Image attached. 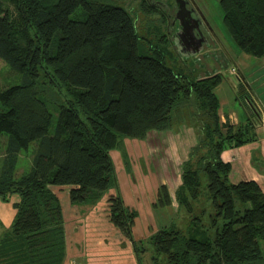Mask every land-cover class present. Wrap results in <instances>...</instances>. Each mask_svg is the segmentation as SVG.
Here are the masks:
<instances>
[{
  "label": "trees",
  "instance_id": "trees-1",
  "mask_svg": "<svg viewBox=\"0 0 264 264\" xmlns=\"http://www.w3.org/2000/svg\"><path fill=\"white\" fill-rule=\"evenodd\" d=\"M220 5L237 48L264 57V0ZM78 8L85 18H72ZM0 58L23 74L0 88L6 137L0 198L19 196L15 218L0 236V264H63L65 218L52 185L72 186V204H96L108 195L110 221L132 242L139 264L148 246L149 264H264V190L255 180L232 182L231 165L221 158L226 146L253 138L247 128L255 121L248 117L246 129L236 131L221 124L215 92L221 72L192 78L169 66L163 52L142 54L129 11L98 0H0ZM192 97L205 116L196 147L208 153L195 167L191 159L183 163L176 197L194 233L172 222L136 240L138 211L125 203L112 150L122 138L169 129L174 111ZM31 145V165L18 175L21 152ZM171 206L162 183L153 207Z\"/></svg>",
  "mask_w": 264,
  "mask_h": 264
},
{
  "label": "rangeland",
  "instance_id": "rangeland-1",
  "mask_svg": "<svg viewBox=\"0 0 264 264\" xmlns=\"http://www.w3.org/2000/svg\"><path fill=\"white\" fill-rule=\"evenodd\" d=\"M98 1L120 6L129 11L137 27V32L140 37V52L142 54L155 55L159 52H163L165 54L166 63L169 66L176 68L178 71L187 74L192 78L202 77L213 72H221L226 75L228 67L232 64L231 60H234L240 67L249 86L248 87L246 83L244 85L241 82L237 83L235 75L226 76L227 78L224 79L225 81L223 82V85L227 87L229 95L230 91L232 96L234 95L233 102L235 101V96H239L238 101L236 100V108H240V103L243 99L245 100L246 96L251 97V99H256L261 94H264V58L262 59V57H256L237 48L232 36L224 24V13L220 5V0H193L194 4L199 8L203 15L204 26L206 31L208 30L210 32V36L209 38L206 37L207 41L204 43L202 49L199 52L195 51L192 55H185L188 50L182 51L179 47L180 45H174L172 42L173 32L172 30H169L167 20L171 15L173 16L175 14V0ZM159 2L163 4H159ZM148 3H150L152 6L151 8H154L155 10H150ZM165 3L167 5H165ZM8 4L11 8H13V4L9 1ZM163 6L165 7L163 8ZM71 16L73 19H83L86 17L82 8H78ZM233 71L235 73L234 69ZM22 78L23 74L21 72L11 68L2 58H0V88H5L12 84L19 83L22 81ZM260 79L261 84L259 85ZM222 92L223 87L217 90L218 95L223 99L225 95ZM225 108L227 110L228 107ZM50 109L52 110L54 116L58 115V108L56 105H50ZM239 113L242 114L241 112ZM203 117L205 116H203L202 110L198 108L195 97H192L188 100V102L183 103L174 111L172 125L169 129L164 131H151L148 137L142 141L138 138H122L118 148L112 151L119 181L124 190L122 191L123 194L125 193V196H128V198L130 197V200L128 199L129 203L131 199L134 200L132 192H136L137 189L132 188L131 185L128 184L127 178L125 177V169H121V166L123 168L124 165L128 169L131 166L133 168L135 167L138 175L143 169L149 172V184L144 176L146 174H142L144 176L142 182L144 181L145 186H148V192L145 194V197L137 198V200L141 203V207L140 204H138V209H141L142 211H144V209L149 210V214L145 212L144 215L139 218L138 229L136 232V236H141L140 238L144 241H146L148 237L160 227L165 224L168 225L172 222H174L176 226L182 229L186 234L194 233L195 226L190 220L191 215L187 213L185 208L179 206L176 191L170 190L169 187V193L172 198L171 208L155 209L152 207L155 214L151 211V206L153 204L152 200L157 198L158 192V190L155 191L156 195H154L155 187L152 186L158 185L164 181L167 174L172 175V173L175 172V177L176 175H180L181 177L182 165L185 161L191 159L192 164L195 167L198 158L201 155L208 153L206 147H196L198 142L204 139V136H199L202 133L200 127L202 125L201 119H203ZM165 132L169 133V135ZM178 133L179 135H176ZM181 137V140H185L184 143L188 146L187 148L182 146L180 142L181 140L179 139ZM5 140L6 137L0 135V161L5 150ZM138 143L142 144L145 148H141V145ZM126 144L128 148L130 147V144H132L134 149L138 148L140 150L138 152H140L141 156L140 154H136L132 158L130 156L128 157L127 152H125ZM166 144L168 147L171 145L169 150L165 147ZM33 149L34 145H31L30 150H22L17 168L18 175L30 167L33 157ZM191 153H193V156ZM130 174V176H132L131 178L136 180V176L132 172ZM170 181L173 185L176 184V180L174 178ZM71 188L72 186H66L61 189L53 187L52 190L54 192H59L60 195L63 196V193H67L70 198ZM112 192H115V189H112ZM140 192L141 186L139 192L136 193L140 194ZM107 198L108 195H106L102 200H104V206L107 207L106 211L109 217L110 210ZM62 202L64 203L63 199ZM201 207L202 205L200 204L196 205V211H199ZM108 219L110 220V218ZM137 219L138 218H136L135 221ZM140 231L143 232V235ZM213 233L214 230L210 229L207 231L208 235ZM140 238L137 240H141ZM151 253L152 248L150 246H148L144 253H141L144 264H149Z\"/></svg>",
  "mask_w": 264,
  "mask_h": 264
},
{
  "label": "crops",
  "instance_id": "crops-1",
  "mask_svg": "<svg viewBox=\"0 0 264 264\" xmlns=\"http://www.w3.org/2000/svg\"><path fill=\"white\" fill-rule=\"evenodd\" d=\"M263 58L264 57H262V59ZM227 70V74H223L224 77L222 81L215 87V92L219 98L218 112L220 115L221 124L229 122L233 125L234 131L240 129L242 126L247 124L248 117H252L255 121V124L254 126L247 128V135H253V138L241 144L232 143L231 145L226 146L221 152V158L224 162H228L231 165L229 178L232 182H238L241 180H255L260 184V186L264 190V94H261L258 97L261 103V107L259 108L260 116L257 117V115L254 114V110L244 99L240 103V108H236L235 104L236 100L238 101L239 96H235V101L233 102L234 95L232 96L231 91L229 95L227 87L223 85V82L225 81L224 79L227 78L226 76H233L236 74L234 73L231 66L228 67ZM260 84L261 79L259 80V85ZM222 87V93L225 95L223 99L217 93V90ZM225 107H228L227 110ZM239 112H241L242 114H240ZM242 128L244 130L246 129L245 126ZM166 134L169 135V133ZM176 135H179V133ZM179 139L181 140L182 137ZM140 140L142 141L144 139ZM184 141L185 140H181L180 142L182 146H184V148H187L188 146L184 143ZM138 144L141 145V148H145L142 144ZM129 146V148L127 147V144L125 146V152H127L128 157L130 156L132 158L136 154H140V152H138L140 151L138 148L134 149V147H132V144H130ZM170 146L168 147V145L166 144L165 147L167 148V150H169ZM121 169H125V177L127 178L128 184L131 185L132 188L137 189L136 192H139L141 186L140 194L132 192L134 200L131 199L130 204V197L128 198V196H125V193L123 194L124 190L119 181L120 190L126 205L138 211V216L136 217L138 219L135 221L133 227V234L135 239L137 240L141 237L136 236L139 218L144 215L145 212L149 214V210L147 209H144V211L138 209V204H140L141 207V203L137 200V198H143L145 197V194H147L148 186H145V183L144 181L142 182V180L145 176V179L148 182L150 176L149 172H147L145 169L140 171L139 175L138 172L135 170V167L133 168L131 166L128 169L126 168V166L123 165V168L121 166ZM131 172L137 177H135L136 180H133L131 178ZM142 174L146 175L143 176ZM173 178L176 180L175 185H173L170 181ZM181 178L182 177H180V175H176L175 177V172L172 173V175L167 174L164 181H162L158 185L152 186L155 187L154 195H156L155 191L158 190L160 184L165 183L166 181V184L168 185L170 190L176 191L178 185L181 183ZM66 186L69 185H52V188L55 187L56 189H61ZM56 193L62 203L66 228V256L63 264H139L138 256L134 250L132 242L127 239L123 235V233L118 229V227H116L108 219L109 217L106 211L107 207L104 206V200L101 199L98 203L91 205H78L72 204L67 193L65 194L61 192L64 194V196L60 195L59 192ZM62 199L64 200V203L62 202ZM155 200L156 198H154L152 202L154 203ZM18 201L19 196L17 194L11 195L8 201L2 200L0 198V236L3 231H5V229L11 226L16 214V208L14 205ZM152 207L153 204L151 206V211H153L155 214V211ZM154 214L152 215L155 216ZM140 233L143 235L142 231H140Z\"/></svg>",
  "mask_w": 264,
  "mask_h": 264
},
{
  "label": "flooded vegetation",
  "instance_id": "flooded-vegetation-1",
  "mask_svg": "<svg viewBox=\"0 0 264 264\" xmlns=\"http://www.w3.org/2000/svg\"><path fill=\"white\" fill-rule=\"evenodd\" d=\"M160 2L159 4H163ZM192 3L190 0H181L180 4H183L184 7L176 3L175 14L173 16L170 14L171 16L169 15L170 17L167 20L169 30L173 32V44L180 45L179 47L182 51L188 50L185 55H192V53L197 51L199 39L209 38L210 36V32L206 31L204 22L199 18L200 14ZM165 5L167 4L165 3Z\"/></svg>",
  "mask_w": 264,
  "mask_h": 264
},
{
  "label": "water",
  "instance_id": "water-1",
  "mask_svg": "<svg viewBox=\"0 0 264 264\" xmlns=\"http://www.w3.org/2000/svg\"><path fill=\"white\" fill-rule=\"evenodd\" d=\"M175 1H176V3H178L179 5H181V7H182V6L184 7L183 4H180L181 0H175ZM190 1H192L193 4H194V1H193V0H190ZM181 7H180V10H181ZM194 8H195V9L197 10V12L200 14V17H199V18L202 19V21H204V18H203L202 13L200 12L199 8H198L195 4H194ZM206 41H207L206 38L199 39V48L197 49V52H199V51L202 49V47H203V45H204V43H205ZM231 63H232L231 66L233 67V69L235 70V73H236V75H235V79H236L237 83H238V82H241L243 85L246 83V85L248 86V84H247V80H246V78L244 77V75H243V73H242L240 67L238 66V64H237L234 60H231ZM248 87H249V86H248ZM252 93H253V92H252ZM248 99H249V100H248ZM245 100H246L247 102H249V105L251 106V108H252L254 111H256V112L259 111V108L261 107V103H260V101H259L258 98H256V99H251V97L246 96ZM258 113L260 114V111H259Z\"/></svg>",
  "mask_w": 264,
  "mask_h": 264
}]
</instances>
